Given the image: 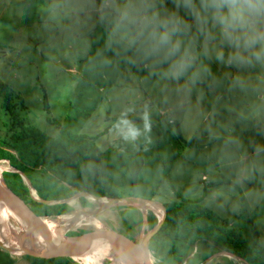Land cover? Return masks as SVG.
<instances>
[{"label":"clouds","instance_id":"9594fccd","mask_svg":"<svg viewBox=\"0 0 264 264\" xmlns=\"http://www.w3.org/2000/svg\"><path fill=\"white\" fill-rule=\"evenodd\" d=\"M43 11L69 45L103 25L90 74L145 70L117 98L115 138L135 143L150 127L134 119L150 125L158 116L197 142L185 161H206L210 175L223 177L209 203L231 201L233 210L264 203V144H245L235 127L264 125V0H173L171 9L163 0H51ZM209 61L222 70L214 72Z\"/></svg>","mask_w":264,"mask_h":264},{"label":"rangeland","instance_id":"374dc122","mask_svg":"<svg viewBox=\"0 0 264 264\" xmlns=\"http://www.w3.org/2000/svg\"><path fill=\"white\" fill-rule=\"evenodd\" d=\"M29 1L15 0L11 6L12 12L5 14L0 23V81L11 93V103L16 104L15 110L19 113L24 123L36 128L48 137L52 138L68 132L86 136L101 134L104 129L111 127L120 119L113 116L114 111L118 115L122 111L117 98L121 97L129 86L134 85V78L143 76L145 70L142 67L132 66L130 73L133 76L130 77L122 68L119 75L109 79V84L104 81L107 86L102 84L105 94L95 96H86L82 92L80 94V90L85 87H87L85 88L87 93L94 90L93 88H88L92 87V85L84 84L96 76L86 71V65L89 58L103 47L105 40L103 25L95 24L78 36L76 44L69 45L62 39L60 29L49 22L45 16L43 8L51 0ZM163 2L166 8L171 9L173 7V0H163ZM20 4L23 6H20ZM23 9H26V14L17 15ZM15 14L16 16H13ZM209 63L214 72L222 70L215 63L211 61ZM84 76L87 77L84 78ZM141 88L143 87H140V92ZM145 96H147V93ZM88 97L100 98L95 108L89 105ZM151 124H154V122H151ZM167 125L161 120V125L158 126L162 139H165L169 144L171 142L177 143L178 140L181 145L186 143L195 145V142H185L181 131L177 134L176 129L174 130L172 126ZM144 126L150 127V131L155 127L149 126V124H144ZM261 128L258 129V132L261 131ZM9 130H11V120L1 107L0 98V139L7 142ZM109 133L104 134L103 138H106L104 140H108L106 136ZM237 133L245 144L252 143V140H250L253 136L251 130L247 131L248 136H244L245 134H242V130H238ZM111 135L112 143L97 138L95 144L100 149L101 158L104 159L102 172L106 169V175L103 173L104 177H102L113 184L116 181L117 186L120 187L124 194L122 199H141L159 204L175 199L176 194L172 190V184L173 182L175 183V179L170 178V183L168 180L170 172L168 171L169 173L162 175L161 171L157 172L155 166L150 167L148 165V156L145 159V152L141 151L143 148L140 149V152L138 151L139 153L130 154V156L132 155L130 160H128L130 165L125 164L121 158H115L114 156L123 157L122 154L125 155V151H127L126 145L129 143L115 138L113 132H111ZM99 141L100 143H98ZM144 144L142 145L144 146ZM193 160L195 161V167L192 168L194 172L197 171L198 173V171L208 168L206 161L195 158ZM142 162L145 163V166L141 164ZM177 162H181L180 158L177 159ZM184 165L185 163L182 166ZM4 166L8 168L9 164L6 162ZM183 169L185 170L186 168ZM204 186H207V184H204V181L200 182L201 191H204ZM62 187L60 184L56 185L52 189V193H64ZM195 190H190L184 195L189 198L199 197L200 195H191V192ZM179 193H182V191ZM53 196L47 195L46 197L50 198ZM208 196L202 199L203 206L214 212L219 221L226 222L235 229H239L246 244L251 246L254 240L253 232L245 222V219L240 217L241 209L233 210L231 201L224 203L222 206L219 202L209 203L207 200ZM79 198L87 200L89 204H85L86 207H83L79 205L74 197L64 200V202H72V199L74 201L72 207H70V213L80 212L92 215L93 211L104 207L91 216L92 220L99 227L114 229L132 240H138L142 236L145 237L150 231H148L150 225L155 224L156 221L158 222L151 211L147 210L145 214H142L140 209L134 204V201L128 202L129 204L133 203V206L119 202L110 205L112 202L106 199V204L99 206L89 196ZM202 203L200 202L201 205ZM258 203H252L249 206V212L258 237V245L264 249V221L260 224L258 218L255 220L250 208L256 207ZM67 209L69 208L63 207L61 210L66 211ZM261 211L262 213L259 216L264 220V203L261 204ZM56 218H51L50 221H54ZM89 222L88 220H76L71 228L63 232L62 238H67L68 234L72 233H76L79 236L96 230L95 224L91 221ZM10 223L15 235L19 236L20 229L16 218L10 219ZM192 254L184 262L185 264H212L213 261H218V264H228L227 260H233L235 262L233 264H243L242 261L232 258L228 254L221 253L216 255L212 254L210 250L203 251L202 248H196ZM216 257H221L222 259L212 260ZM100 264H109V261L103 260Z\"/></svg>","mask_w":264,"mask_h":264},{"label":"trees","instance_id":"16d2710c","mask_svg":"<svg viewBox=\"0 0 264 264\" xmlns=\"http://www.w3.org/2000/svg\"><path fill=\"white\" fill-rule=\"evenodd\" d=\"M11 97L7 87L0 81L1 107L11 120L8 141L0 139V160L7 161L9 167L22 173L40 200L62 201L78 193L111 200L124 197L117 185L101 176V152L95 144L94 136L68 132L48 137L22 121L15 110L16 104L11 103ZM111 129L112 126L104 129L100 135L108 133ZM1 176L7 187L38 215L55 217L65 215L69 211L61 210L63 207L67 208L65 203L47 206L33 201L18 174L3 172ZM59 184L63 186L64 193H52V189ZM45 195L54 196L49 198ZM79 203L83 207L89 204L83 198H79ZM162 206L165 210L163 223L147 244L153 264H185L196 248L210 250L212 254H230L243 264H264V249L258 245V237L247 204L241 208L240 217L245 219L253 232L254 240L251 246L246 244L239 229L219 221L214 212L201 205L198 199L180 198L165 202ZM155 225L151 224L148 231ZM77 235L72 233L68 234V237ZM27 258L30 264H74ZM216 259L222 258L216 257L212 260ZM227 262L235 263L233 260ZM218 263L213 261L212 264Z\"/></svg>","mask_w":264,"mask_h":264},{"label":"crops","instance_id":"0c3cea01","mask_svg":"<svg viewBox=\"0 0 264 264\" xmlns=\"http://www.w3.org/2000/svg\"><path fill=\"white\" fill-rule=\"evenodd\" d=\"M14 1L15 0H0V23H1L5 14H9L10 11L12 12L11 6L13 5ZM21 1L24 2L26 0H21ZM30 1H32V0H30ZM20 6H23V5L20 4ZM26 12H27L26 9H23L19 13H17V15L23 14V13L26 14ZM13 16H16V14ZM132 76L133 75L131 73V77ZM86 77L84 76V78H86ZM115 77H116L115 75H107V74L96 75L94 78H91V81L88 80L89 82H87V81H86V83L83 82L84 84H86L88 86L92 85V87H88V88H93L94 90L89 91V93H87V92H85V88H87V87H85V88L80 90V94L82 92V94L86 95V96L103 95L105 93H104V89L102 88V84L107 86V83L109 84V79H112ZM81 78L84 79L83 77H81ZM137 78H139V77H137ZM104 81H107V83L106 82L104 83ZM141 92H144V88H141ZM145 94H146V92H145ZM129 97H131L130 93H129ZM99 100H100V98H96V97H94V98L88 97L87 98L89 105L91 107L94 106V108H95V105L98 104ZM107 105H109V104L107 103ZM113 116L115 118H120V115H118L115 111L113 112ZM134 122L137 125H141V126H144V124H148L147 121H142L138 117H136L134 119ZM152 122H154V124H151L149 126H155V127L151 131H148L145 135L138 138L135 143H133V144L129 143L128 145H126L127 151H125V155L122 154L123 157H118V156H114V155H111V156H114L115 158H121V160L125 164L130 165V162L128 161V160H130V157L132 156V155L130 156V154L131 153H139L140 149L143 148V150H141V151L145 152V155H144L145 159H146V156H148V158H149L148 165L150 167L155 166L157 168L158 173H159V171H162V175L166 174L169 171L170 174H169L168 180L170 181V183H171L170 178L175 179V183L173 182V184H172V188H173L172 190L175 192L176 195L174 197L175 199H172L170 201H176V200L182 198V199H189V200L190 199L191 200L198 199L202 203V199H205V197H207L212 190L220 187L221 183L223 182V179H222L223 177L219 176L218 174L217 175H210L207 170H200V171H198V173H197V171L194 172L192 170V168L195 167V161L194 160L193 161L192 160L185 161L184 153L186 152V149H197L198 150L197 142L195 140L190 141L187 138L188 134L181 132L185 142H195V145H191V144L190 145H186V144L181 145L178 140H177V143L171 142V144H169L167 141H165V139H162L160 128H158V126L161 125L160 117H158V116L153 117ZM167 126H171V125H167ZM235 127H236V132L238 130H242L243 131L242 134L243 135L245 134L244 136H248L247 131L251 130L253 136L251 137L250 140H252L253 144H255V143L264 144V125H261L258 122L248 121L246 127H241V125H239V124L236 125ZM260 127H262L261 131L258 132V129ZM176 130H177V134H178L180 132V130L178 128ZM109 132L110 133L106 136L108 138V140H104V139H106V138H103L104 134H102V135L96 134L95 135L96 136L95 141L98 138V139H101L103 141H107V142L112 143V141H111V138H112L111 132L112 131L110 130ZM129 132L131 134L132 130L130 129ZM184 134H185V136H184ZM178 136H177V139H178ZM185 137H186V139H185ZM140 139H142L141 143H140ZM98 143H100V141ZM143 143H145L144 146L142 145ZM178 158H180V160H181L180 163L177 162ZM103 160L104 159H102V164L104 163ZM184 163H185V165L182 166ZM141 164L143 166H145V163L142 162ZM207 166H208V164H207ZM102 168H103V166H102ZM102 168H101V176H103L102 174L106 172V169L102 172ZM183 168H186V169L184 170ZM171 172H172V174H171ZM105 175H106V173H105ZM204 179H206V180H204ZM202 181H204V184H207V186L203 187L204 191H201L202 188L199 187L200 182H202ZM114 183L117 185L116 181H114ZM248 187H252V185H248ZM198 188L200 189V192L202 193V195H200L199 197L189 198V197L184 195L185 193H188V191L198 189ZM207 190H209V191H207ZM180 191H182V193H179ZM180 194H182V195H180ZM76 199L79 203V198H76ZM99 200H101V199H97L95 201L97 202V204L99 206H102L98 203ZM73 202L74 201L72 199V202L68 201L66 203L67 207L69 208L68 209L69 211L67 213L71 212L70 207H72L71 203H73ZM261 204L262 203L259 202L258 205H256V207H250L252 209L251 211L253 212L252 215L254 216V219L256 220V218H258L260 224L262 223V221H264L263 218L261 216H259L262 213ZM79 205H80V203H79ZM160 205H162V204H160ZM202 205H203V203H202ZM247 206L249 208V205H247ZM67 213H65V214H67ZM141 213L143 214L144 212L141 211ZM192 255H194V254H192ZM0 264H30V261L25 256H19V255L13 254V253L8 252V251H6L0 247Z\"/></svg>","mask_w":264,"mask_h":264},{"label":"water","instance_id":"95a60500","mask_svg":"<svg viewBox=\"0 0 264 264\" xmlns=\"http://www.w3.org/2000/svg\"><path fill=\"white\" fill-rule=\"evenodd\" d=\"M2 161L7 162L5 160H0V162ZM9 168H10L9 170H5L4 172L18 174L22 182L25 183L26 187L28 188L29 195L33 201L47 205V206L67 203V202H64V200L56 201V202L40 200L36 196L35 191L33 190L29 180L22 173L18 172L17 170L11 167ZM88 196L93 198L94 200L102 199V198H96L87 193H79L77 195H74L73 197L76 199L79 197H88ZM0 198L3 199L8 205H10L14 209L15 216H16L14 217L16 218L17 225L19 229H21V231H23L24 233L32 232L31 224L33 221H35L38 225H41L43 227L42 236L46 239L44 245H42L43 247L37 253H33L31 251L26 250L20 254H16V253H13L12 250H10L9 248L5 247L4 245L0 243V247L8 252H11L19 256H28V257L40 258V259H46V260L66 261V262H71L75 264H81L79 260L80 258H76L72 256L73 252L81 247L89 246L96 240L101 239V240L107 241L110 244L111 254L117 257L119 260L124 261L123 264H137L134 262L127 261L125 258L127 251L132 248H136L138 250V254L143 260L141 264H153L151 255L149 254L148 249H147V244L150 238L159 230V228L161 227L163 223L164 217H165V210L163 206L158 203H155L152 201H145L141 199H119V200L118 199H115V200L108 199V201L112 202L110 205L116 204L119 202V203H123L125 205L131 206L132 204H129L128 203L129 201H144L147 203L157 204L162 208L163 215H162L161 220L158 221L156 225L154 226V228L145 235V238L142 241H140L139 238L138 240L129 239L127 236L117 232L114 229L99 227L96 230L87 232L85 234H81L76 237H67L68 244L66 247L55 248V247L50 246V244L47 243V238H49V232L46 231V225L51 220V218H56L64 214H60L55 217H44V216L38 215L25 202H23L16 194H14L7 187L1 175H0ZM102 208L104 207H100L98 208V210L93 211L91 213L92 216L95 215L97 211L102 210ZM228 255L234 258L230 254Z\"/></svg>","mask_w":264,"mask_h":264},{"label":"bare ground","instance_id":"6f19581e","mask_svg":"<svg viewBox=\"0 0 264 264\" xmlns=\"http://www.w3.org/2000/svg\"><path fill=\"white\" fill-rule=\"evenodd\" d=\"M5 163L6 162H0V174L2 171L9 168L4 166ZM106 202L107 200L105 199L98 201V203L102 206L105 205ZM134 204H136L142 212L145 213L147 210L151 211L156 216L158 221L161 220L163 211L159 205L144 201H134ZM14 216V209L0 198V243L16 254H20L26 250L33 253L39 252V250L43 247L42 245H44L46 241V239L42 236L43 227L33 221L31 224L32 232L24 233L20 229V234L18 233L19 236L17 234L15 235L10 223V219H14L16 217ZM91 216L92 215L87 213H70L62 217H57L54 221H49L46 225V231L49 232L47 243L55 248L66 247L68 240L67 238H62V234L63 232H66L67 229L71 228L76 220L91 221L97 228H99L98 224L92 220ZM144 238L145 237L142 236L140 241L144 240ZM110 248L111 246L107 241L99 239L89 246L77 249L73 252L72 256L80 258L79 260L81 264H100L103 260H108L109 264H123L124 261L119 260L111 254ZM125 258L127 261L137 264H141L143 261L136 248L128 250Z\"/></svg>","mask_w":264,"mask_h":264},{"label":"flooded vegetation","instance_id":"af4514ba","mask_svg":"<svg viewBox=\"0 0 264 264\" xmlns=\"http://www.w3.org/2000/svg\"><path fill=\"white\" fill-rule=\"evenodd\" d=\"M222 253H224V252H222ZM217 254L220 255L221 253H216V255H217Z\"/></svg>","mask_w":264,"mask_h":264}]
</instances>
